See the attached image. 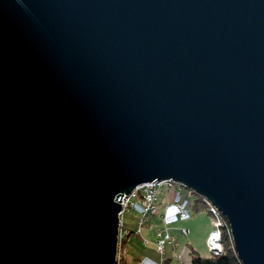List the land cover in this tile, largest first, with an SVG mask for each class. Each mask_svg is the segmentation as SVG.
Returning a JSON list of instances; mask_svg holds the SVG:
<instances>
[{"label":"water","instance_id":"1","mask_svg":"<svg viewBox=\"0 0 264 264\" xmlns=\"http://www.w3.org/2000/svg\"><path fill=\"white\" fill-rule=\"evenodd\" d=\"M168 179L264 264V0H0V264H115Z\"/></svg>","mask_w":264,"mask_h":264},{"label":"built area","instance_id":"2","mask_svg":"<svg viewBox=\"0 0 264 264\" xmlns=\"http://www.w3.org/2000/svg\"><path fill=\"white\" fill-rule=\"evenodd\" d=\"M166 186L173 194V202L170 204L163 214L166 224H171L179 220L189 219L194 204L196 203L198 195H195L193 191L185 188L181 183H177L172 179L163 181H154L151 183H144L138 186L131 194L123 195L121 204L122 210L120 212L119 223V235H118V248L115 264H166V250L167 246L176 249L177 242L174 235L165 228L158 231V238L155 243L158 254L160 255L159 261H153L151 259H141L135 262L127 261V242L132 234L143 238V227L150 219L156 215H161L159 210V189ZM192 195H195L192 200ZM203 197V196H202ZM204 204L208 210L209 221L212 229L207 238L208 249L214 255H220L224 252L223 233L226 223V219L222 212L212 204L211 201L203 197ZM127 209H135L139 213V222L134 228H129L123 221V215ZM183 235H188V229H182ZM191 249L185 245L183 253L177 255L182 264H190L192 260Z\"/></svg>","mask_w":264,"mask_h":264},{"label":"rangeland","instance_id":"3","mask_svg":"<svg viewBox=\"0 0 264 264\" xmlns=\"http://www.w3.org/2000/svg\"><path fill=\"white\" fill-rule=\"evenodd\" d=\"M170 192L171 191L166 186L161 187L158 194L159 200L161 202L163 200H167ZM191 197L192 200H194L195 195H192ZM197 207V209L192 210L193 212L190 216V219L176 223L175 225H165L162 222L160 215L152 217L150 221L143 227V238L138 237L135 234L130 236L129 241L126 244L128 249L127 258H129V256L136 255L138 252L144 249H153L156 247L155 243L158 238V231L165 228H168V230L175 236L177 247H179V251L174 252L172 255L170 246H167L166 256H171L169 257V264H182L181 260L178 259L177 254L181 252L182 247L185 245L194 247V249H196L203 256H210L212 252L208 249L206 243L207 239L206 241L203 239L204 234L206 232L209 234L211 231V227L209 226L210 221L204 215L206 211L208 214V210L204 203L203 205H198ZM139 218V213L135 209H127L123 215L124 223H126V225L131 229L134 228L136 224H138ZM185 228H189L191 230V233L186 236L182 233V229ZM191 256L192 255H190V257Z\"/></svg>","mask_w":264,"mask_h":264},{"label":"trees","instance_id":"4","mask_svg":"<svg viewBox=\"0 0 264 264\" xmlns=\"http://www.w3.org/2000/svg\"><path fill=\"white\" fill-rule=\"evenodd\" d=\"M195 201L194 209H197L198 205H203L204 203V199L201 195H198ZM226 223L223 233L224 252L220 255L211 254L210 256H203L194 249V247L189 246L192 255L190 264H243L234 250L231 229L227 220ZM165 263H167V260Z\"/></svg>","mask_w":264,"mask_h":264},{"label":"crops","instance_id":"5","mask_svg":"<svg viewBox=\"0 0 264 264\" xmlns=\"http://www.w3.org/2000/svg\"><path fill=\"white\" fill-rule=\"evenodd\" d=\"M172 202H173V194L170 192V194L168 195V199L167 200H163L162 202L159 200V210H160V213H161V215H160V218H161V220H162V222L165 224V225H171V224H176V223H179V222H183V221H187L188 219H186V220H179V221H177V222H173V223H171V224H166V222H165V220H164V217H163V214H164V212L166 211V208L170 205V204H172ZM204 215H205V217H207L208 219H209V217H208V214H207V211L204 213ZM191 218V217H190ZM189 218V219H190ZM207 220V219H206ZM209 223V222H208ZM210 225V227H211V229H212V226H211V223H209ZM185 227V226H184ZM183 227V228H184ZM185 229H188L189 230V233H191V230L189 229V228H185ZM172 234V233H171ZM173 235V234H172ZM208 233L206 232L205 234H204V237H203V239L206 241V239L208 238ZM207 243V242H206ZM178 248L179 247H177L176 249H173V248H170V250L172 251V255H173V253L174 252H177V251H179L178 250ZM183 248H184V246L182 247V249H181V252L183 253ZM176 250V251H175ZM180 252V253H181ZM180 253H178V254H180ZM177 254V255H178ZM169 257H171V256H166V260H167V263L166 264H169ZM151 259V260H153V261H159L160 260V255L158 254V252H157V249H156V247H154L153 249H149V248H147V249H144V250H142V251H140V252H138L136 255H134V256H129V258H127V261H129V262H135V261H138V260H141V259Z\"/></svg>","mask_w":264,"mask_h":264}]
</instances>
